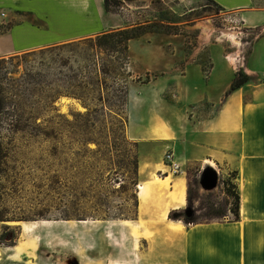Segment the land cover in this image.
<instances>
[{
    "label": "rangeland",
    "instance_id": "obj_1",
    "mask_svg": "<svg viewBox=\"0 0 264 264\" xmlns=\"http://www.w3.org/2000/svg\"><path fill=\"white\" fill-rule=\"evenodd\" d=\"M123 1L111 11L125 17L120 28L145 21L165 25L171 33L145 35H176L171 47L200 48L207 76L211 51L230 54L239 42L249 47L264 32L247 27L239 12L214 0ZM255 8L264 9V0H255ZM103 33L0 58V212L6 219L0 220L1 234L6 232L1 246L19 243L25 222L40 224L36 252L31 243L19 264H145L161 257L160 251L153 256L150 234L166 223L174 227L171 210L165 218L159 204H152L149 214L140 207V147L128 134L127 88L160 76L140 74L135 61L157 45L145 40L126 51L116 36L112 48L97 39ZM166 98L174 101L175 92L168 91ZM167 152L164 167L171 171ZM213 169L218 180L210 188L202 184L205 170L177 173L188 183L182 209L207 218L211 201L233 217L228 205L233 196L224 181H235V170Z\"/></svg>",
    "mask_w": 264,
    "mask_h": 264
},
{
    "label": "crops",
    "instance_id": "obj_2",
    "mask_svg": "<svg viewBox=\"0 0 264 264\" xmlns=\"http://www.w3.org/2000/svg\"><path fill=\"white\" fill-rule=\"evenodd\" d=\"M214 1L239 12L247 27L264 29V9L255 8V0ZM125 25L122 14L106 10L105 0H0V58ZM175 36L152 33L129 44L131 49L145 40L157 45L135 61V70L160 74L128 91V134L139 143L144 180L138 186L140 207L148 211L159 204L166 218L170 210L187 205L183 175L174 174L168 190L171 171L164 167V155L171 151L184 170L200 173L215 165L237 170L241 219L160 225L157 235L149 237L153 256L161 257L145 264H264V32L249 47L239 42L230 54L211 51L208 76L200 61L202 50L171 47ZM241 70L251 80L226 97ZM168 91L175 92L174 101L166 98ZM39 226L25 222L19 243L0 244V264H19L31 243L36 252ZM1 228L0 221V235Z\"/></svg>",
    "mask_w": 264,
    "mask_h": 264
},
{
    "label": "trees",
    "instance_id": "obj_3",
    "mask_svg": "<svg viewBox=\"0 0 264 264\" xmlns=\"http://www.w3.org/2000/svg\"><path fill=\"white\" fill-rule=\"evenodd\" d=\"M123 2H124L123 0H105L106 10L116 11L123 4ZM156 24H157L156 22L152 23L149 21H145L143 24L137 22L136 25H133V27H129V25H127V27L125 28H114L111 30V32L103 33L97 36V39L99 40L103 39L102 44H105L106 46L110 45L112 48H116L117 43H125V49L126 51H128L129 44L132 39L140 38L149 32L171 33V31L168 30L165 27V25L162 24L161 26L157 27L155 26ZM116 36L121 37L117 43L115 41ZM102 71H105V70L102 69ZM250 80H251V77L241 70L239 74L237 75V78L232 83L231 87L227 90L226 97L229 96L234 91H236L237 89H239L240 87H242L243 85H245L246 83H248ZM128 91L129 89L127 88V95H126L127 97L125 100L126 104L128 102ZM3 107H4V100L2 98V89L0 88V114L3 112ZM135 162L137 163V159L135 160ZM232 176H234L235 181H232V179L225 180L224 184H225L226 192L228 193L229 197L233 196V200L228 199L229 210L233 213V217H229L225 212L217 210L215 208V203L210 201L208 205L206 206L209 208V211H210V216L207 218H201L198 215V210H195L189 213L186 210H183L182 208L172 209L169 214L170 218L173 220H182L187 225H193L197 223L210 222V221H238L240 220L241 219V194H240L239 186L236 182L238 171L235 170ZM0 220L1 221L6 220L3 218V215L1 212H0ZM5 239H6V232H3L1 234V241L4 242ZM13 239L16 240V236H14L12 240ZM14 240L12 241V243H14Z\"/></svg>",
    "mask_w": 264,
    "mask_h": 264
},
{
    "label": "built area",
    "instance_id": "obj_4",
    "mask_svg": "<svg viewBox=\"0 0 264 264\" xmlns=\"http://www.w3.org/2000/svg\"><path fill=\"white\" fill-rule=\"evenodd\" d=\"M166 160L168 161V166L171 172H174V174H177L183 170L181 164L175 160V156L173 152L171 151L167 152Z\"/></svg>",
    "mask_w": 264,
    "mask_h": 264
},
{
    "label": "water",
    "instance_id": "obj_5",
    "mask_svg": "<svg viewBox=\"0 0 264 264\" xmlns=\"http://www.w3.org/2000/svg\"><path fill=\"white\" fill-rule=\"evenodd\" d=\"M212 171L213 172H216V175H215L214 178H212L210 181H208L207 180L208 174H211ZM217 180H218V173H217V171H215L213 168H210V167L206 168L205 169V172L203 174V178H202V184H203V186L204 187H207V188H210V187H212V186H214L216 184ZM188 212L190 213L191 210H189Z\"/></svg>",
    "mask_w": 264,
    "mask_h": 264
},
{
    "label": "bare ground",
    "instance_id": "obj_6",
    "mask_svg": "<svg viewBox=\"0 0 264 264\" xmlns=\"http://www.w3.org/2000/svg\"><path fill=\"white\" fill-rule=\"evenodd\" d=\"M231 57H233V56H231ZM215 175H216V172H211V174H208V178H207V180L208 181H210L212 178H214L215 177ZM143 188V187H142Z\"/></svg>",
    "mask_w": 264,
    "mask_h": 264
}]
</instances>
